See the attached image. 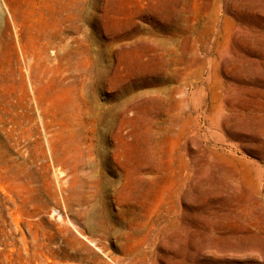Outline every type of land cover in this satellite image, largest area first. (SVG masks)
<instances>
[{"label": "rangeland", "instance_id": "obj_1", "mask_svg": "<svg viewBox=\"0 0 264 264\" xmlns=\"http://www.w3.org/2000/svg\"><path fill=\"white\" fill-rule=\"evenodd\" d=\"M0 264H264V0H0Z\"/></svg>", "mask_w": 264, "mask_h": 264}, {"label": "bare ground", "instance_id": "obj_2", "mask_svg": "<svg viewBox=\"0 0 264 264\" xmlns=\"http://www.w3.org/2000/svg\"><path fill=\"white\" fill-rule=\"evenodd\" d=\"M64 24H65V23H64ZM65 26H66V25H65ZM53 213L55 214V213H56V211L54 210V211H53Z\"/></svg>", "mask_w": 264, "mask_h": 264}]
</instances>
